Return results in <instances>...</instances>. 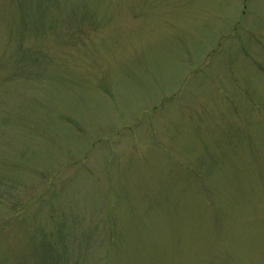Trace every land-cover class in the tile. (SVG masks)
<instances>
[{
  "label": "rangeland",
  "instance_id": "obj_1",
  "mask_svg": "<svg viewBox=\"0 0 264 264\" xmlns=\"http://www.w3.org/2000/svg\"><path fill=\"white\" fill-rule=\"evenodd\" d=\"M0 264H264V0H0Z\"/></svg>",
  "mask_w": 264,
  "mask_h": 264
},
{
  "label": "trees",
  "instance_id": "obj_2",
  "mask_svg": "<svg viewBox=\"0 0 264 264\" xmlns=\"http://www.w3.org/2000/svg\"><path fill=\"white\" fill-rule=\"evenodd\" d=\"M61 236V235H60ZM58 240H59V242H61L62 241V238L61 237H58ZM54 243H52V245H53ZM55 245V244H54ZM46 247V246H45ZM48 248H49V246H48ZM52 248H53V250H54V252L51 250V248H49V252L50 253H54V255H55V253H56V250H55V248L52 246ZM46 249H47V247H46ZM49 259H51V257L49 258Z\"/></svg>",
  "mask_w": 264,
  "mask_h": 264
}]
</instances>
